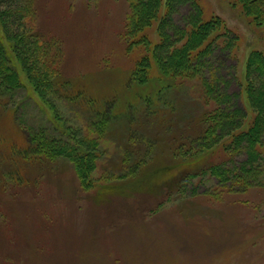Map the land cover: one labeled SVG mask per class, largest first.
<instances>
[{
  "label": "rangeland",
  "instance_id": "obj_1",
  "mask_svg": "<svg viewBox=\"0 0 264 264\" xmlns=\"http://www.w3.org/2000/svg\"><path fill=\"white\" fill-rule=\"evenodd\" d=\"M199 1L236 35L244 76L249 54L264 52V27L236 0ZM129 5L33 0L21 41L37 42L38 69L56 62L37 84L7 31L15 11L0 5V49L22 85L0 81V264H264V184L211 174L227 157L193 146L211 107L196 83L163 80L170 91L157 97L156 78L128 85Z\"/></svg>",
  "mask_w": 264,
  "mask_h": 264
},
{
  "label": "trees",
  "instance_id": "obj_2",
  "mask_svg": "<svg viewBox=\"0 0 264 264\" xmlns=\"http://www.w3.org/2000/svg\"><path fill=\"white\" fill-rule=\"evenodd\" d=\"M129 2L125 38L129 39L128 48L136 50L134 58L137 57V60L128 76V85L136 90L141 83L156 78L162 86L156 92L157 97L162 89L170 88L169 82L160 85L163 80H170L171 84L194 81V87L198 88L196 92L200 91L211 107L204 118V122L208 123L205 131L192 144L204 150L221 148L227 157L225 162L213 164L211 174L220 180L239 182L244 189L264 184V52L253 50L249 54L244 76H241L235 55L238 45L236 35L224 26L220 15L207 17L199 0H166L164 6L162 0ZM237 2L241 12L251 22L264 27V0H236L235 4ZM0 5L15 11V16L9 17L12 19L8 21L7 31L18 39V55L24 56L26 63L28 58L32 62L27 64L33 80L44 81L41 76L55 73L53 64L56 62L47 66L44 64L38 69L35 65L40 56L35 47L37 42L31 37L21 41L25 28L20 21L23 12L33 6V0H0ZM177 6L181 7L179 17L173 19ZM153 26L157 40L149 31ZM153 69L155 74H152ZM0 81L3 87L7 86V91L22 87L19 76L1 49ZM42 81L39 88L50 86L49 80ZM242 90L241 100L238 94ZM141 105L133 110L141 108ZM97 113L96 117L99 116ZM38 134L33 136L32 142H37L36 139L41 141ZM55 143L51 140L46 146ZM76 151L74 149L70 154H76ZM79 165L85 174L84 163L81 161Z\"/></svg>",
  "mask_w": 264,
  "mask_h": 264
}]
</instances>
